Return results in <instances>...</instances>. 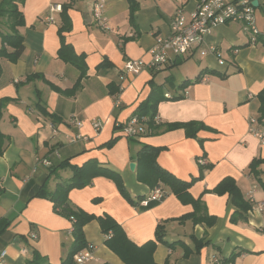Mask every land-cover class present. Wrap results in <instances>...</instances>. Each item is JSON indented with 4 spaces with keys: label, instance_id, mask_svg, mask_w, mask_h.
Instances as JSON below:
<instances>
[{
    "label": "crops",
    "instance_id": "1",
    "mask_svg": "<svg viewBox=\"0 0 264 264\" xmlns=\"http://www.w3.org/2000/svg\"><path fill=\"white\" fill-rule=\"evenodd\" d=\"M93 1L16 2L23 49L15 60L0 55V131L5 136L0 219L7 221L0 232V264H40L35 257L60 264L66 258L73 243L72 222L53 209V202L36 194L43 186L51 192L69 182L71 166L88 161L119 173L135 204L104 175L70 189V203L96 217L111 216L138 246L155 240L156 227L162 224L164 240L174 245L156 242V264H264V210L255 207L264 202V146L249 131L250 118L264 127L259 108L264 90V0L254 7L259 31L255 39L243 22L218 24L186 55L173 57L156 72L143 68L126 73L123 81L118 78L123 63L148 61L155 37L171 32L176 11L188 14L198 0H133L132 12L130 0H104L109 29L98 25ZM55 4L61 5L60 11H52ZM61 26L67 27L62 38ZM10 30L0 17V48L6 51L11 48L2 42V33ZM62 41L83 54V75L81 68L59 56ZM209 45L215 53L202 55ZM121 82L123 89L111 93ZM155 85L169 97L157 103L155 126L145 124V133L130 140L121 126ZM92 121L99 122V130ZM190 121L203 126L192 137L181 127L167 128ZM146 144L159 148L158 165L183 181L197 178V159L206 158L211 167L191 182L188 191L204 204L209 225L177 220L193 206L180 202L163 184L162 200L149 208L140 205L138 197L146 198L152 191L137 178V153ZM227 180L249 202L245 220L231 222L237 206L227 192L214 191ZM83 234L94 246L86 264H126L106 245L110 233L101 231L97 219L83 226ZM193 237L206 244L195 250ZM184 247L192 250L187 256ZM232 253L238 254L225 263Z\"/></svg>",
    "mask_w": 264,
    "mask_h": 264
},
{
    "label": "trees",
    "instance_id": "2",
    "mask_svg": "<svg viewBox=\"0 0 264 264\" xmlns=\"http://www.w3.org/2000/svg\"><path fill=\"white\" fill-rule=\"evenodd\" d=\"M17 1L18 0H0V17L6 19L11 29L9 32L2 33V42L7 44L11 49L9 51H6L5 49L0 48V55H5L11 60L17 59L23 49L22 36L16 29L17 26L22 24V15L17 8ZM130 1V10L132 12L136 8V5L133 0ZM66 29V26H61L59 28L61 38L63 37L61 31ZM59 56L63 60L69 61L81 68L80 73L81 75H83V54L77 55L73 52L69 44L62 41L61 48L59 49ZM200 78L201 77L196 78V81H200ZM116 89L117 88H114L111 93H115ZM164 98V95L159 91V87L155 85V87L152 88L149 96L136 107V109L134 110V116H136L138 119L144 117L146 126L148 128L154 127V123H156L154 121V116L156 113L157 103ZM259 100L260 113L263 114L264 90L260 92ZM178 127L183 128L185 130V133L188 136L192 137L195 136L196 131L203 126H198L197 122L190 121L185 123H173L168 125L167 128L173 129ZM4 138V134L0 131V155L3 152ZM129 139L132 140L135 138L129 137ZM112 141H114V139H112L111 142ZM158 151L159 148L147 144L142 145V147L139 149L136 159L138 180L145 183L151 190L163 185L168 186L180 202H182L183 204H191L193 206V210L190 213L180 216L179 218H177V220L182 222L186 219H191L194 223L207 222V225H209L211 222V218L206 215L204 204L199 198H193L189 193L188 188L191 185V182L197 178H201L203 175V171L210 168L211 165L198 164V177L193 178L190 182L183 181L172 176L170 173H168L158 165L156 161ZM64 164L68 163L65 161ZM71 168L73 171V175L69 182L58 184L56 188L51 192L46 190L43 186L36 194V196L46 198L53 202V209L59 212V214L69 218L72 222L71 233L73 235V243L68 255L60 264H72L73 254L85 247L86 241L83 234V226L92 219H97L103 233H110V237L105 240L106 245L112 251H114L126 264H156L153 260V251L155 249L157 241L166 243L169 247H173L174 242L168 243L164 240V228L162 224H159L156 227L155 240H149L144 244L138 246L127 238L123 228L111 216L104 214L96 217L73 206L67 197L68 191L72 188L84 187L96 175H104L112 179L117 185V188L121 195L125 197V199L129 201V203L135 204V202L125 189L119 173L109 168H101L95 161H88L84 166H71ZM214 191L227 192L231 197L232 203L237 206V211L233 212L230 217L231 222L234 223L238 220H245L244 212L247 210L249 202L244 201L235 183L230 180L222 181L221 185L219 187H216ZM144 198V196H139L138 202H140V200ZM158 202L159 201L156 200H150L148 201L146 206L142 207L149 208L157 204ZM6 226L7 221L5 219H0V232ZM193 242L195 250H198L201 246L206 244L203 243L202 239H195L194 237ZM191 251V249L184 247L183 255L187 256ZM237 254L238 253H232L230 257L225 261V263L233 261ZM42 259L35 257L33 260H38L37 262L40 264H46L44 261L45 259Z\"/></svg>",
    "mask_w": 264,
    "mask_h": 264
},
{
    "label": "built area",
    "instance_id": "3",
    "mask_svg": "<svg viewBox=\"0 0 264 264\" xmlns=\"http://www.w3.org/2000/svg\"><path fill=\"white\" fill-rule=\"evenodd\" d=\"M104 6V0H94L93 16L102 29H109L107 19L103 14ZM51 9L52 11H60L61 5L55 4ZM254 11L255 8L252 6L251 0H198L195 8L188 14L178 9L171 22V32L165 36H156L153 45L148 49L149 60H126L118 75L119 80L123 81L126 73L134 74L143 68L153 72L161 70L164 65L172 61L173 57L184 56L195 47L202 45L205 42V36L218 24L229 21L243 22L252 33V39H255L259 35V31L256 28ZM208 53H215L214 46L209 45L201 50L202 55ZM219 62L223 63L220 59ZM117 89L118 92L123 89L122 82ZM165 97H169V95L166 94ZM71 122L76 125L80 124L75 118H71ZM92 126L95 130H99L100 124L98 121H92ZM121 131L128 138L139 137L146 131L144 118L138 119L133 116L121 126ZM249 131L264 146V127L258 126L254 118L249 119ZM197 162L201 165L208 164L206 158L202 156L197 159ZM163 196V190L156 187L148 197L140 200L139 203L146 206L148 201H160ZM255 207L264 210V202H256ZM93 248L92 244L86 243L85 247L73 254L72 264H86L92 258ZM3 255L4 252L0 254L1 257Z\"/></svg>",
    "mask_w": 264,
    "mask_h": 264
},
{
    "label": "water",
    "instance_id": "4",
    "mask_svg": "<svg viewBox=\"0 0 264 264\" xmlns=\"http://www.w3.org/2000/svg\"><path fill=\"white\" fill-rule=\"evenodd\" d=\"M251 4H252V6L253 7H257L258 6V1L257 0H251ZM134 165H135V163L134 162H132V163H130V168H134Z\"/></svg>",
    "mask_w": 264,
    "mask_h": 264
},
{
    "label": "rangeland",
    "instance_id": "5",
    "mask_svg": "<svg viewBox=\"0 0 264 264\" xmlns=\"http://www.w3.org/2000/svg\"><path fill=\"white\" fill-rule=\"evenodd\" d=\"M192 59H194V58H192Z\"/></svg>",
    "mask_w": 264,
    "mask_h": 264
}]
</instances>
